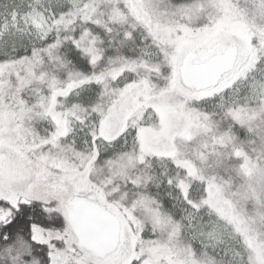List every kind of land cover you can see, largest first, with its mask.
<instances>
[{
  "label": "snow or ice",
  "instance_id": "snow-or-ice-1",
  "mask_svg": "<svg viewBox=\"0 0 264 264\" xmlns=\"http://www.w3.org/2000/svg\"><path fill=\"white\" fill-rule=\"evenodd\" d=\"M0 264H264V0H0Z\"/></svg>",
  "mask_w": 264,
  "mask_h": 264
}]
</instances>
